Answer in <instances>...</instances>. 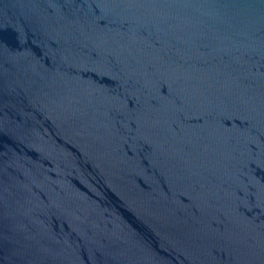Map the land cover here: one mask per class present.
Here are the masks:
<instances>
[{
  "label": "water",
  "instance_id": "95a60500",
  "mask_svg": "<svg viewBox=\"0 0 264 264\" xmlns=\"http://www.w3.org/2000/svg\"><path fill=\"white\" fill-rule=\"evenodd\" d=\"M0 264H264V0H0Z\"/></svg>",
  "mask_w": 264,
  "mask_h": 264
}]
</instances>
